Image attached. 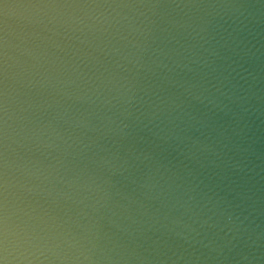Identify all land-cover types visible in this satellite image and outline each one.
Segmentation results:
<instances>
[{"label": "clouds", "instance_id": "9594fccd", "mask_svg": "<svg viewBox=\"0 0 264 264\" xmlns=\"http://www.w3.org/2000/svg\"><path fill=\"white\" fill-rule=\"evenodd\" d=\"M0 264H264V0H0Z\"/></svg>", "mask_w": 264, "mask_h": 264}]
</instances>
